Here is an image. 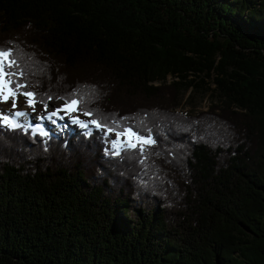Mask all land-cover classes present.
I'll return each mask as SVG.
<instances>
[{
	"label": "trees",
	"instance_id": "obj_1",
	"mask_svg": "<svg viewBox=\"0 0 264 264\" xmlns=\"http://www.w3.org/2000/svg\"><path fill=\"white\" fill-rule=\"evenodd\" d=\"M0 33L37 104L156 141L0 125V264H264V0H0Z\"/></svg>",
	"mask_w": 264,
	"mask_h": 264
},
{
	"label": "snow or ice",
	"instance_id": "obj_2",
	"mask_svg": "<svg viewBox=\"0 0 264 264\" xmlns=\"http://www.w3.org/2000/svg\"><path fill=\"white\" fill-rule=\"evenodd\" d=\"M18 64L17 61L12 58V49H4L0 48V102L6 103L10 98L12 99V108L16 109L17 107V98L18 96L22 95L25 97V103L28 107L34 108L35 105L39 102L36 99L37 93L27 90L28 85L21 83L18 79H14L15 77H23V72H16L13 71L14 68H17ZM23 89V91H21ZM75 96V93L72 94ZM51 100L52 97L49 96L47 98ZM60 99H64V104L57 109L52 111H48V104L44 103V109L47 113L46 116H40V120L48 119L53 123H56V120L53 118H57L59 120H63L64 116H60L61 112H64L66 115L70 117L73 123L79 124L82 128L88 129L85 133L86 135H90L93 128L89 126H94V129H103V135L106 142L111 144V150L106 149V153L119 156L121 150L126 149H137L139 148L140 152H144V145L146 144H155L156 141L150 136L141 135L139 132L134 131L132 127H120L119 120H113L112 125L110 126L105 120H101L100 118H93L88 121L80 119L79 115L72 116V113L79 112L80 114L88 117H93L96 115L93 111L90 110H81L80 100L75 98H64L61 97ZM29 113L25 111H14L9 112L7 114L0 112V125L10 127L12 129H23L28 131L29 129L32 130V133L35 135L39 133L42 136H48L49 133L44 130L41 124H36L33 126L30 122L22 123L16 118L19 117H28ZM122 119H127L124 117ZM110 134H114L115 138L108 140ZM114 150V151H113ZM143 163V161H141Z\"/></svg>",
	"mask_w": 264,
	"mask_h": 264
},
{
	"label": "rangeland",
	"instance_id": "obj_3",
	"mask_svg": "<svg viewBox=\"0 0 264 264\" xmlns=\"http://www.w3.org/2000/svg\"><path fill=\"white\" fill-rule=\"evenodd\" d=\"M19 35L23 36L24 34L21 32ZM14 35H10V34H1L0 33V39H8L9 37H13ZM47 58V57H46ZM53 66V65H52ZM57 70L55 69V74L59 73V70H61V67H56ZM64 72L66 74H69L68 77L70 78H74L75 77H79V78H85L87 76V74H91L89 73L88 69H84L81 70L79 67L76 68H66L64 67ZM60 75V73H59ZM67 79V78H66ZM172 80V78L168 77V81ZM55 81L56 84H54L53 82ZM59 82V83H58ZM58 83V84H57ZM61 84V81H57L56 78L54 77H49L47 79L46 82H44V87H52L55 88V90H62L63 88H59V85ZM116 93L110 94L109 97H113L115 100H119L121 99V97H119L118 95H115ZM187 96V94H186ZM126 99V98H125ZM122 100V99H121ZM123 101V100H122ZM212 102H216V100H211ZM210 98L209 97H202V96H196L195 98L192 97L191 102H189L188 100L186 102L183 103V105L181 107H178L177 109L182 110L183 112H191V115H194L195 112L197 111H201V112H205L209 110L210 108ZM125 102V101H123ZM145 102V101H144ZM152 103H154L155 101H151ZM62 102L61 100L57 99V100H48V111H52L54 109L60 108L62 106ZM175 110V109H174ZM14 111H25L27 113H29L28 117H19L16 119H20L21 121H27L30 122L32 125H36V124H41L44 125V120H40L39 117L40 116H46L47 113L45 112L44 106L42 105H35L34 108L32 107H28L25 103V97L23 96H18L17 98V107L16 109L12 108V99L10 98L6 103L4 102H0V112H3L5 114L9 113V112H14ZM226 114H228V112H225ZM60 116H64L63 120H59L57 119V123H62V122H68L70 124V126H77V128L81 127L79 124L77 123H73L72 120L70 119V117L68 115H66L64 112H61L59 114ZM72 116H76L79 115L77 113H72ZM80 116V115H79ZM55 118V117H54ZM80 119L88 121L89 119H87L86 117L80 116ZM223 119V118H222ZM232 121L242 124V122L237 119V118H233ZM53 125L52 121H48L47 125ZM202 128V127H201ZM203 130V128H202ZM230 134L228 133V136ZM115 136L114 134H110L108 137V140L110 141L111 139H114ZM203 141H209V142H216L219 141L221 142L223 139H225V137L221 136V134H219L216 131H210L209 129H205V131H203L202 137H201ZM235 138L229 136V138L225 139L226 140H234ZM108 147L110 146V143H107ZM225 144V142L223 143ZM226 146V144L224 145ZM187 154V153H186Z\"/></svg>",
	"mask_w": 264,
	"mask_h": 264
}]
</instances>
